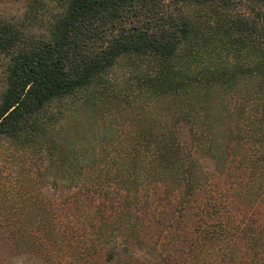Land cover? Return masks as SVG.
Returning a JSON list of instances; mask_svg holds the SVG:
<instances>
[{
    "label": "trees",
    "instance_id": "1",
    "mask_svg": "<svg viewBox=\"0 0 264 264\" xmlns=\"http://www.w3.org/2000/svg\"><path fill=\"white\" fill-rule=\"evenodd\" d=\"M0 148V238L264 264V0H0Z\"/></svg>",
    "mask_w": 264,
    "mask_h": 264
},
{
    "label": "rangeland",
    "instance_id": "2",
    "mask_svg": "<svg viewBox=\"0 0 264 264\" xmlns=\"http://www.w3.org/2000/svg\"><path fill=\"white\" fill-rule=\"evenodd\" d=\"M2 152L4 150L0 148V171L3 170L4 165L1 159ZM45 193L50 197L49 191ZM30 240H33V243L35 241V244ZM37 240L38 238H19L17 242H12L9 238H0V264H58L69 256L79 257L77 264H153L154 262L152 256L145 251L147 249L145 242L142 248H129V252L119 251L113 260L105 261L103 257L93 254V251L98 249L97 246H93L96 243L95 238H57V242H51L46 251L39 248L41 244H38ZM87 255L90 258L85 263H80ZM161 264L168 263L161 262Z\"/></svg>",
    "mask_w": 264,
    "mask_h": 264
}]
</instances>
